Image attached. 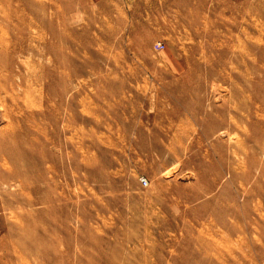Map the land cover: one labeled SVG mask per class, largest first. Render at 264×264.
Masks as SVG:
<instances>
[{"label":"rangeland","instance_id":"374dc122","mask_svg":"<svg viewBox=\"0 0 264 264\" xmlns=\"http://www.w3.org/2000/svg\"><path fill=\"white\" fill-rule=\"evenodd\" d=\"M0 264H264V0H0Z\"/></svg>","mask_w":264,"mask_h":264},{"label":"built area","instance_id":"2783aa9c","mask_svg":"<svg viewBox=\"0 0 264 264\" xmlns=\"http://www.w3.org/2000/svg\"><path fill=\"white\" fill-rule=\"evenodd\" d=\"M159 47L161 46V44L158 45ZM141 182L143 183V185H147L148 181L146 179H142Z\"/></svg>","mask_w":264,"mask_h":264}]
</instances>
